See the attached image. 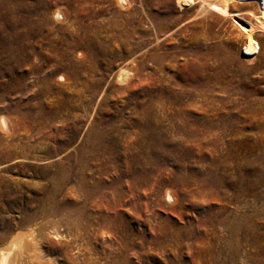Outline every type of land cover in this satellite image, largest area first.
I'll list each match as a JSON object with an SVG mask.
<instances>
[{
  "label": "rangeland",
  "instance_id": "374dc122",
  "mask_svg": "<svg viewBox=\"0 0 264 264\" xmlns=\"http://www.w3.org/2000/svg\"><path fill=\"white\" fill-rule=\"evenodd\" d=\"M207 1L0 0V246L264 264V0Z\"/></svg>",
  "mask_w": 264,
  "mask_h": 264
},
{
  "label": "bare ground",
  "instance_id": "6f19581e",
  "mask_svg": "<svg viewBox=\"0 0 264 264\" xmlns=\"http://www.w3.org/2000/svg\"><path fill=\"white\" fill-rule=\"evenodd\" d=\"M217 3H229L230 1L233 0H215ZM144 4V3H143ZM177 4L182 7L183 5H187L188 10L189 9H194L193 11H195L194 13L196 15H202L204 14V12L206 11V9L208 7H210V3L206 0H177ZM212 4V3H211ZM213 5V4H212ZM219 5V4H218ZM215 6V5H214ZM224 6V5H223ZM222 6V7H223ZM241 6V5H240ZM214 8V7H213ZM212 8V9H213ZM211 9V8H210ZM229 9V8H228ZM209 10V9H207ZM144 11V10H143ZM147 11V10H146ZM186 11V10H185ZM149 16V15H148ZM151 16V15H150ZM188 43V42H187ZM193 46V45H192ZM248 69V68H247ZM118 75V74H116ZM60 77V76H59ZM123 72H120L119 78H123ZM61 78V77H60ZM63 78V77H62ZM118 78V77H117ZM127 80V79H126ZM179 96V94H178ZM152 106V105H151ZM137 110V109H136ZM166 116V115H165ZM179 116V115H178ZM164 117V116H163ZM174 117V116H173ZM161 120V119H160ZM167 121V120H166ZM237 123V122H236ZM241 126V125H240ZM181 128V127H180ZM189 129V128H188ZM173 131V130H172ZM175 132V131H174ZM97 136V135H96ZM100 137V136H99ZM189 137V136H188ZM89 138V137H88ZM101 139V138H100ZM181 139V138H180ZM86 141V140H85ZM92 141V139H91ZM89 146V147H88ZM104 146V145H103ZM86 147L89 148V151H93V146L92 145H87ZM85 148V147H84ZM87 148V150H88ZM86 151V150H85ZM82 149H80L79 151V155L80 157H83L85 152ZM99 151V150H98ZM87 152V151H86ZM93 153V152H92ZM67 175V174H66ZM82 180V183L80 186H82L83 188H86L83 192V197L81 199L82 200H86L87 197L89 196V194H91V191L95 188V186H97L96 184H88L86 182H83V180L85 179V176L83 174V171L80 173L79 176ZM80 180V179H78ZM92 196V195H90ZM74 198L73 202H74V209H76L79 213V215L85 216V205L86 202L82 201V203H77V201H75ZM171 199V198H169ZM72 202V201H71ZM79 202V201H78ZM68 206V205H67ZM71 209V208H70ZM72 210V209H71ZM203 211V210H202ZM210 211V210H209ZM168 212V211H167ZM77 213V212H76ZM198 213V212H197ZM207 213V212H206ZM78 215V214H77ZM207 216V215H206ZM215 216V215H214ZM208 217V216H207ZM84 218V217H83ZM211 218V216H210ZM209 218V220H210ZM219 220V219H218ZM235 221V220H234ZM212 223V222H211ZM213 224V223H212ZM205 230V229H204ZM234 250V249H233ZM36 258L35 261H32V257L30 256V254H28V251L26 250V245H24V243H22L21 241L17 240V239H13L9 245L7 246H0V264H52V261L49 259H47L46 257H34Z\"/></svg>",
  "mask_w": 264,
  "mask_h": 264
}]
</instances>
